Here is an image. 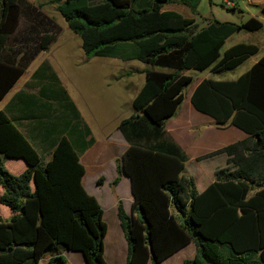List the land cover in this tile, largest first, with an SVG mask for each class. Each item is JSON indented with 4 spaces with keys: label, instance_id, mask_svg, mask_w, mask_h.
Listing matches in <instances>:
<instances>
[{
    "label": "trees",
    "instance_id": "16d2710c",
    "mask_svg": "<svg viewBox=\"0 0 264 264\" xmlns=\"http://www.w3.org/2000/svg\"><path fill=\"white\" fill-rule=\"evenodd\" d=\"M48 2L56 4L85 56L150 66L130 100L132 114L116 125L128 143L116 171L129 178L136 213L128 216L117 202L125 264H160L188 242L195 254L181 264H264V175L251 178L242 159H235L234 171L219 172L197 191L193 178L183 174L185 154L163 129L191 81L183 71L234 68L257 48L238 43L220 52L225 38L239 29L258 30L261 21L212 19L199 27L191 17L162 9L174 0ZM178 2L196 14L197 0ZM259 8L264 14V2ZM59 30L36 5L0 0V99ZM189 101L216 124L250 135L252 143L243 150L250 156L264 153V52L234 79L200 80ZM82 174L78 153L64 135L42 155L0 110V264H37L47 251V263L64 264L65 250L79 252L85 264H105L102 210L82 187Z\"/></svg>",
    "mask_w": 264,
    "mask_h": 264
},
{
    "label": "crops",
    "instance_id": "0c3cea01",
    "mask_svg": "<svg viewBox=\"0 0 264 264\" xmlns=\"http://www.w3.org/2000/svg\"><path fill=\"white\" fill-rule=\"evenodd\" d=\"M263 2L264 0H254V3L259 6ZM230 6L235 7L233 3ZM162 9L176 12L178 9L182 16L193 18L196 24L194 14L183 5L182 9L175 6L162 7ZM202 19L205 23L197 24V26H204L210 21L200 17V20ZM261 23L263 27V22ZM236 32L225 38L221 47L225 46L220 52L238 43L255 45L257 51L234 67L245 64L249 59L248 65L244 66L246 68L240 72L242 73L257 60L264 49L259 52L256 44L244 42L238 38L226 44L227 39H230ZM41 52L37 53L28 63L19 78L0 99V110L11 119L31 145L42 155L52 148L60 136L64 135L69 140L77 151L78 160L83 166L81 185L96 199L102 210L101 219L105 224L103 260L105 264H125L127 245L116 214L117 202L121 203L128 216L136 213L131 211L132 194L129 178L123 173L117 174L116 171V159L128 145L116 129V125L119 120L132 114L130 106L132 96L124 98L123 94L134 81L131 78L133 71L119 66L120 60L118 59L111 58L106 62L97 63L88 60L87 56L82 51L80 52L79 59L82 64L80 66L73 64L71 69L64 71V78L71 84L87 77L93 81L97 78L96 84L104 83L103 94L100 91V94L97 97L94 96L93 100L89 95L90 91L85 88L79 89L78 100L81 101L84 111L89 114L87 116L90 119H87L79 109L77 101L65 89L54 65L46 57L41 56ZM113 62L117 64L118 69L115 73H111L110 78L121 82L117 86L109 87L108 73L106 70L102 71V66L112 65ZM135 68L139 69L138 71L142 74L145 67L142 70L138 66ZM232 69L222 71L208 69V72L220 74ZM239 74L229 78L214 79L209 75L197 78L189 94L194 86L204 78L231 80ZM138 82H141L140 79ZM176 109L171 118L168 117L163 121V129L166 136L171 138L185 154L183 174L193 178L197 191H201L213 181L219 172L234 171L237 168L235 159H242L240 163L242 169L251 178H260L264 175V167H262L264 153L253 157L243 151L252 143L250 135L230 124L222 126L216 124L211 116L196 110L190 101L185 106L184 115L177 114ZM63 117H68L66 126H48L50 120L55 121L56 118ZM239 142L242 144L236 147ZM194 170L197 171L198 179L194 175ZM115 177H118V180L113 185L111 182ZM99 178L100 183L97 184L96 181ZM61 254L65 259L64 264H85L79 252L65 250ZM194 254V244L188 242L163 258L160 264H181L183 259H190ZM47 258H44L45 261ZM144 264H149V262Z\"/></svg>",
    "mask_w": 264,
    "mask_h": 264
},
{
    "label": "rangeland",
    "instance_id": "374dc122",
    "mask_svg": "<svg viewBox=\"0 0 264 264\" xmlns=\"http://www.w3.org/2000/svg\"><path fill=\"white\" fill-rule=\"evenodd\" d=\"M34 5H36L41 11H43L46 15L51 17L54 22L59 26L60 30L58 31L57 35L54 37V39L51 41V43L47 46L46 49L42 50L41 56L46 57L55 67L57 73L60 76V79L62 80V83L65 87V89L72 95V97L77 101V104L79 106V109L81 110L82 114L87 118L90 119L89 114H87L84 111V107L80 100H78V92L79 89H87L89 92V95H91L92 100L95 97H97L100 94V91L104 89V83L96 84L97 78L95 81H93L90 78H83L79 81H77L75 84H71L66 78H64L67 70L71 69V66H80L82 63L79 59V54H81L79 50V39L78 37L68 30L66 27L64 21L61 19L60 15L55 9V3L48 2V0H26ZM101 0H90V3H96ZM119 1V0H116ZM179 0H174L172 3L164 4L163 7H179V9H182L181 3L178 2ZM190 3H192L194 0H185ZM234 4V9H230V4ZM185 6V5H183ZM186 8L187 5L185 6ZM196 14L194 15V18L196 19V24L205 23L204 20H200L201 18H206V20H212L216 19L219 21H231L233 23H238L240 21L245 20L249 16L253 17H259L258 19L263 22V27L258 30L249 31L246 29H239L230 39H227L226 44L230 41H232L234 38H238L244 42H250L254 43L258 47V51L261 52L264 49V14L261 12L259 5L254 3V0H197L196 5ZM177 12L182 14L180 10L176 9ZM184 10V9H183ZM225 45H223L220 48V51L223 49ZM88 60H92L97 63L106 62L108 57H94V56H87ZM119 61V60H118ZM120 62V63H119ZM119 66H124V68H127L129 70L132 69L133 73H131V78L134 80L131 83V86L124 91V98L132 96L136 90L137 87L142 83L143 77L141 72L135 68V66H138L141 70L144 67H149V65H145L142 63H139L135 60H129V61H119ZM112 65H103L102 71L106 70L108 73L109 79H107V82H109V87H112L113 85L117 86L120 84L121 81H115L112 78H110L111 73H115L117 71V64L113 62ZM249 59L247 62L243 65H240L232 70L225 71L220 74H212L208 72V69L203 70H194V69H187L184 70L183 73L187 74L191 77V81L187 83L183 87V98L178 104V107L176 109V113L180 115H184L185 112V106L188 104V95L191 90V87L193 83L196 82L197 78H202L207 75L211 78H229L233 77L237 74H239L241 71H243L245 68V65H248ZM74 64V65H73ZM151 68L155 69H161L157 66H151ZM112 79V80H111ZM138 79H140L141 82H138ZM125 80V79H124ZM140 83V84H139ZM172 116H170L171 118ZM68 117L63 118H56L55 121L50 120L48 123L49 127L55 126H61V125H67ZM198 128V126H197ZM13 165H16L15 163ZM188 167V166H187ZM18 169L17 167H13V170L16 171ZM194 175L197 177V171L194 170ZM198 182V180H197ZM182 185V190H183ZM181 190L179 189V193ZM8 210V209H7ZM2 215L6 213V211L2 210ZM49 251L43 254L41 259L37 262V264H49L45 261V257L49 256Z\"/></svg>",
    "mask_w": 264,
    "mask_h": 264
}]
</instances>
